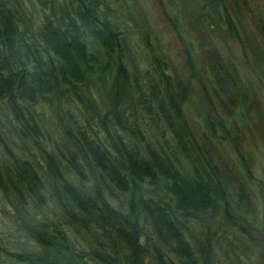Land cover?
<instances>
[{
	"label": "trees",
	"instance_id": "trees-1",
	"mask_svg": "<svg viewBox=\"0 0 264 264\" xmlns=\"http://www.w3.org/2000/svg\"><path fill=\"white\" fill-rule=\"evenodd\" d=\"M188 4L208 40H239L225 0ZM127 6L0 0V195L28 209L20 227L36 246L18 262L212 264L218 236L234 258L249 259L244 242L258 227L250 171L235 124L212 101L238 123L251 97L232 66L191 41L188 81L177 79ZM259 34L264 44V26ZM192 83L211 112L203 133L229 139L239 160L244 181L234 188L185 121Z\"/></svg>",
	"mask_w": 264,
	"mask_h": 264
},
{
	"label": "rangeland",
	"instance_id": "rangeland-1",
	"mask_svg": "<svg viewBox=\"0 0 264 264\" xmlns=\"http://www.w3.org/2000/svg\"><path fill=\"white\" fill-rule=\"evenodd\" d=\"M126 1L127 11H130L140 27L148 28L154 53L159 54L162 61L172 64V74L177 79L188 81L183 44L191 41L197 46L201 44L204 50L216 52L221 60L232 66L231 69H235L239 77L237 83L250 95L249 108L240 110L242 113V118L238 122L240 125L231 121L228 114L220 110L214 101L212 106L217 117H224L228 119V123L235 124L231 129L232 135H235L239 143V152L250 171L248 191L258 227L252 242H244L248 246L246 255H249V259L240 257L239 261L234 258L218 236L217 246L212 245L211 261L212 264H264V44L259 34L260 28L264 26V0H238L235 6L230 0H225L237 27L239 40L220 35L215 37L213 42L208 40L201 30L199 32L200 25L195 23L188 0ZM127 16L126 12L120 18L126 20ZM127 25L126 31L130 32L133 42L139 43L137 28L130 22H127ZM136 49V52H140L143 48L138 46ZM137 56L140 59L144 58L141 54ZM144 66L140 63V68L143 69ZM191 86V97L184 112L185 121L197 141L212 154L217 166L234 188L238 182L244 181V176L239 170V160L229 139L209 140L203 133L202 125L206 117L211 116V112L198 86L195 83ZM45 115L47 121L49 120V126L52 127L50 111ZM28 214V209L16 212L13 203L4 200L0 195V264H26L18 262V255L36 253V246L20 227L19 218ZM192 231L193 235L198 234L195 227ZM215 232L219 233L220 228H215ZM230 239L237 244L243 243L238 238Z\"/></svg>",
	"mask_w": 264,
	"mask_h": 264
}]
</instances>
